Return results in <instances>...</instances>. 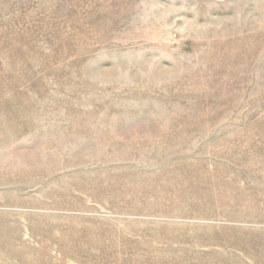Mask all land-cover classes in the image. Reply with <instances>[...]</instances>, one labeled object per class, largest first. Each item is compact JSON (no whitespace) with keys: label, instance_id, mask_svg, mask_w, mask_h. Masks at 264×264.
<instances>
[{"label":"rangeland","instance_id":"374dc122","mask_svg":"<svg viewBox=\"0 0 264 264\" xmlns=\"http://www.w3.org/2000/svg\"><path fill=\"white\" fill-rule=\"evenodd\" d=\"M0 264H264V0H0Z\"/></svg>","mask_w":264,"mask_h":264}]
</instances>
